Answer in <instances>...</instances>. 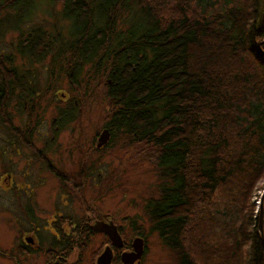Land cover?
Instances as JSON below:
<instances>
[{
    "label": "trees",
    "instance_id": "1",
    "mask_svg": "<svg viewBox=\"0 0 264 264\" xmlns=\"http://www.w3.org/2000/svg\"><path fill=\"white\" fill-rule=\"evenodd\" d=\"M59 2L65 34L34 26L15 51L34 58L49 47L56 57L64 51L72 59L71 84L83 63L92 67L89 80L105 77L111 139L123 133L151 144L156 193L143 207L174 253L170 264H264L252 200L264 177V0ZM38 5L0 0V108L7 113L12 94L18 110L25 98L27 109L37 110L39 84L19 72L1 43L6 31L31 22ZM71 106L59 110L64 122L75 115ZM262 216L264 236V201ZM59 227L50 244L63 250L68 241Z\"/></svg>",
    "mask_w": 264,
    "mask_h": 264
},
{
    "label": "rangeland",
    "instance_id": "2",
    "mask_svg": "<svg viewBox=\"0 0 264 264\" xmlns=\"http://www.w3.org/2000/svg\"><path fill=\"white\" fill-rule=\"evenodd\" d=\"M34 1L40 6L31 22L21 24L20 31H6L1 43L3 52L14 53L13 63L19 72H25L31 84L36 81L40 90L33 97L35 111L27 109L29 101L21 103L23 111L18 110L21 107L15 106L14 99L7 107L9 113L4 106L0 108V264H96L97 255L110 243L109 237L92 228L90 233L82 235L76 231L87 222L104 219L102 214L111 215L123 238L121 246H114L110 264L123 263L120 254L132 249L136 236L144 239L143 252L139 262L136 259L131 264L173 263V251L150 228L143 207L144 198L156 193L157 173L151 144L131 142L129 135L118 133L112 139L108 135L107 142L97 146L112 105L105 96V77L89 80L92 67L83 63L78 83L71 84L68 72L72 59L64 51L56 57L47 48L34 62L15 51V45L19 40L24 42L26 33L32 32L34 26L51 33L56 28L61 34L67 31L68 23L57 14L59 0H54L55 5L51 7L46 0ZM62 92H66V98ZM68 105H73L75 115L64 122L58 119V114ZM2 115L8 121L2 120ZM27 127H34L33 131L28 133ZM14 132L29 134L30 141L22 140L20 150H6L9 136L16 142L21 140L15 138ZM91 166L94 167L92 176L89 175ZM8 170L11 176L7 177ZM263 193L264 177L258 180L253 192L254 212L259 209L263 213ZM28 203L40 229L34 232L37 245L27 241L25 247L20 243L32 232L33 222L19 223L18 218L20 207L22 210ZM57 213L71 215L56 219L64 228L62 240L70 245L63 250L50 244V238L57 234L53 227ZM190 235H196V229H191Z\"/></svg>",
    "mask_w": 264,
    "mask_h": 264
},
{
    "label": "water",
    "instance_id": "3",
    "mask_svg": "<svg viewBox=\"0 0 264 264\" xmlns=\"http://www.w3.org/2000/svg\"><path fill=\"white\" fill-rule=\"evenodd\" d=\"M262 39L258 40L259 44ZM109 135V130L104 128L99 134L97 145L104 143ZM264 195V193L262 194ZM262 198V196H261ZM90 227L97 231H103L110 239L111 244L105 245L103 250L96 257V264H110L113 258L112 245L121 246L123 244V238L121 233L118 231L116 224L112 221H106L103 219H97L94 223L90 224ZM258 230L262 239V245L264 250V236H263V227H262V210L259 213L258 217ZM143 241L144 239L141 236H136L132 240V249L122 251L120 256L122 259V264L133 263L137 259L139 262L140 257L143 252Z\"/></svg>",
    "mask_w": 264,
    "mask_h": 264
},
{
    "label": "flooded vegetation",
    "instance_id": "4",
    "mask_svg": "<svg viewBox=\"0 0 264 264\" xmlns=\"http://www.w3.org/2000/svg\"><path fill=\"white\" fill-rule=\"evenodd\" d=\"M27 34L28 35H31V31H28L27 32ZM21 43H25V41L24 42H21ZM50 48V47H49ZM52 49V48H51ZM50 54H52V55H54V51L52 50L51 52H50ZM41 56V55H40ZM40 56H38V57H40ZM37 57V58H38ZM34 57H28V59H30L32 62H34L35 60H36V57L33 59ZM18 68V67H17ZM18 70H19V68H18ZM62 95L64 96V98H66L67 97V94H66V92H62ZM17 97L15 96V94H12L11 96H9V103H10V100H15V102L17 101V99H16ZM7 101V98L5 99V102ZM26 101H28L26 98H25V101L24 102H26ZM60 118V115L58 114V119ZM105 126V125H104ZM106 128V127H105ZM23 132H16V135H20V134H22ZM109 136H111L110 135V132H109ZM10 137V139L8 140V143H7V145L5 146V149L6 150H9V151H11L12 149H16V150H20L19 149V146L21 145V142H22V140H20V141H18V142H16V141H14L12 138H11V136H9ZM16 138V137H15ZM16 139H18V138H16ZM111 139V138H110ZM107 141H105L104 143H102V144H100V145H97V146H102L103 144H105ZM8 146H9V148H8ZM17 153V152H16ZM6 175H7V177L8 176H11V173H10V171L8 170L7 172H6ZM89 175H91V174H89ZM98 175H100L99 174V172H98ZM34 202L35 203H37V201L36 200H34ZM60 203H62V202H64V201H59ZM21 206H22V204H21ZM15 211H19V209H16ZM22 212L24 213V216L22 215ZM31 214V215H30ZM57 216H62L63 218H65V219H67V218H69V217H71V215L69 214V213H64L63 215H61L60 213H57V215H56V218H54L53 219V222H54V224H53V227H54V229L55 230H57V232L59 231V229H58V227L59 226H57V225H61V223L60 222H58V221H56V219H57ZM102 217L104 218L103 220H106V221H109V220H112L113 222H114V220L112 219V217H111V215H109V214H102ZM71 219V218H70ZM97 220V219H96ZM95 220V221H96ZM18 221H19V223L21 222V223H24V224H26L27 223V221H31V222H33V224H32V228H33V230H31L32 232L29 234V235H26L25 236V238L23 239L24 240V242H22L21 241V243L20 244H22L23 246H25V247H27V244H28V242L29 243H34V244H36L37 245V240L34 238V236H36L35 234H34V232H39V224H38V221H36V218H35V214H34V211H33V208H32V206H31V204H25L24 206H23V208H22V210H21V207H20V215H19V218H18ZM115 223V222H114ZM90 222H87V223H85L84 225H85V227H83L82 229H79V231L80 230H85L86 232H88V230H91V227H90ZM116 224V223H115ZM72 225H74V223H72ZM71 225V226H72ZM116 226H117V224H116ZM44 229L46 228V227H43ZM59 228H62V230H63V232H64V228L62 227V226H60ZM86 228H88V229H86ZM117 229H118V231L120 232V230H119V228H118V226H117ZM93 230V229H92ZM42 231V230H41ZM103 232V231H102ZM104 233V232H103ZM105 234V233H104ZM106 235V234H105ZM107 236V235H106ZM108 237V236H107ZM39 239V238H38ZM28 241V242H27ZM41 244V243H40ZM109 244H111V242L109 243ZM114 245H112V251H113V256H114Z\"/></svg>",
    "mask_w": 264,
    "mask_h": 264
}]
</instances>
